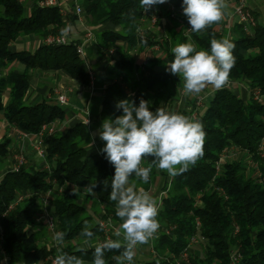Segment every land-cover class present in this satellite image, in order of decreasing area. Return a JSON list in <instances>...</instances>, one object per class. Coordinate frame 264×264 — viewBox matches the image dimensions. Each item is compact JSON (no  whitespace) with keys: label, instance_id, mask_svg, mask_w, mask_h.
Segmentation results:
<instances>
[{"label":"trees","instance_id":"1","mask_svg":"<svg viewBox=\"0 0 264 264\" xmlns=\"http://www.w3.org/2000/svg\"><path fill=\"white\" fill-rule=\"evenodd\" d=\"M41 1L0 0V113L9 124L29 133H37L43 124L65 120L63 107L55 99L26 102L35 70L60 71L88 81L83 57L76 51L77 41L43 43L47 36L62 33L67 20L76 19V15L72 11L63 15L58 5H43ZM169 1L175 16L166 6L163 14L170 27L161 36L148 21L152 12L144 14L140 0L79 3L87 26L109 23L119 27L96 33V49L110 61L99 112L101 122L122 115V109L116 108L122 99L135 100L138 105L143 98L152 111L174 102L184 82L164 68L166 61L174 59L171 49L179 43H193L197 50L210 52L213 37L230 40L235 44L236 59L229 80L245 81L249 92L243 98L223 87L205 99L195 119L205 131L204 155L194 166L172 177L153 165L147 184L134 175L130 178L147 191L157 178L165 177L157 215L161 229L150 240L152 253L143 264H230L233 252L238 256L234 264H264V98H255L256 90L264 96V27L256 25L245 32L236 22L227 30L222 19L195 33L183 13V0ZM29 34L42 43L34 50L10 49L17 38ZM154 44L159 53L150 51ZM111 48L116 49L114 54L109 52ZM190 104V108L173 112L189 117L195 97ZM9 142L6 136L0 140L1 161L8 156ZM89 142V130L81 121L55 128L43 136L44 156L39 166L19 164L0 175V264L3 254L7 264H51L47 257H55L58 249L92 264L95 246H80L87 239L81 236L83 229L87 226L93 232L88 240L92 243L102 235L96 218H109L118 225L121 221L115 214L116 202L109 198L112 174L107 161L88 152ZM230 150L242 155L229 159ZM153 159L146 157L142 166L147 167ZM94 184L98 185L94 194L89 193ZM48 191H53L48 211L59 232L65 234L59 247H49L35 221ZM10 203L14 204L7 210ZM193 236L196 242L203 239L205 245L198 252L193 242L184 260L181 254ZM122 251L105 250L106 264H117L116 257Z\"/></svg>","mask_w":264,"mask_h":264},{"label":"clouds","instance_id":"2","mask_svg":"<svg viewBox=\"0 0 264 264\" xmlns=\"http://www.w3.org/2000/svg\"><path fill=\"white\" fill-rule=\"evenodd\" d=\"M166 2L140 0V6L148 12L153 6ZM227 7L226 0H183L182 3L190 30L195 33L221 21ZM70 31L71 25H68L62 29V34L67 36ZM234 48L230 40L215 37L211 39L210 52L197 50L193 43H179L171 49L174 59L167 64V70L182 77L186 94H200L209 85L219 90L227 85L235 66ZM116 108L122 109V115L106 118L98 135L105 142L100 151L114 167L109 198L116 202L115 214L121 221L115 235L123 239L98 243L92 264H106L105 250L114 249H123L116 257L117 264H133L137 246L147 244L160 227L157 201L130 180L133 175L147 184L154 165L175 177L194 166L204 155L205 131L201 122L162 107L152 111L143 98L138 105L135 100L122 99ZM92 135L94 143L96 134ZM146 157L154 159L144 167ZM97 186L92 185L88 192L94 194ZM64 235L63 232L55 233L57 245L64 243ZM93 235L87 226L81 232V236L87 238L85 243ZM53 264H84V261L58 249Z\"/></svg>","mask_w":264,"mask_h":264},{"label":"crops","instance_id":"3","mask_svg":"<svg viewBox=\"0 0 264 264\" xmlns=\"http://www.w3.org/2000/svg\"><path fill=\"white\" fill-rule=\"evenodd\" d=\"M80 1L81 0H55V3L58 5L63 15L69 11H72L76 15V19L67 20L66 22V26L71 25V31L67 36L70 40L77 41L82 46L83 66L88 74V81L83 82L79 77H70L68 74L60 71L44 72L35 70L31 76V84L26 95V102L31 103L42 97L52 98L57 101L58 94L64 93L67 98V101L64 103L66 107L64 108L62 106L65 113V120H63L61 123H55V128L64 129L75 122H83L88 128L90 135V142L87 145L88 152L98 153L105 158V154H102L100 151V149L103 148L105 142L99 138L98 131L102 125V122L99 118V112L102 104L103 90L106 83L109 81V78L106 75V68L110 61L108 58L103 57L98 53L95 46V40L96 33L100 30L107 28L118 29L119 27L112 26L109 23L100 24L94 28L87 26L85 23L84 13L77 14L75 11V6L79 5ZM245 2L255 18L256 25L264 27V0H245ZM226 3L228 7L224 10L223 26H225V28L228 30L234 23L237 22V18L233 11L234 1L226 0ZM165 8L166 5L158 4L150 9V12H156L160 16L157 24L158 36L164 35L166 30H168L170 27L169 20L163 14ZM87 32L91 33L90 37L86 36ZM41 43L42 40L34 37L31 34L23 35L10 44V49L34 50ZM157 50L153 51L159 53V50ZM169 63L170 62L166 61L164 69L167 70V64ZM16 68L20 70L22 66L17 65ZM225 87H228L240 97L246 98L249 95L245 81L229 80ZM215 89L216 88L209 85L200 94L185 93L184 95H180L178 92L179 97L175 99L174 102L167 103L165 106L166 110L173 112L175 107L190 108L191 104L188 103L186 99L191 100L196 95H203V99L205 100L211 96L213 90ZM88 121L89 123L87 124ZM92 134H96L94 143ZM3 136L8 137L10 142L8 145V156L4 161H1L0 158V175L7 170L17 167L18 157L20 156L24 158L22 164L26 166H39L41 164L42 157L38 156L33 148V143L35 140L34 134L9 124L0 113V140ZM107 164L113 176L114 167L108 161ZM44 167H47V165L45 164ZM164 181L165 177L157 178L156 182L158 184L147 190L150 195L155 198L157 205L159 203L160 194L162 192L161 187ZM52 194L53 191L49 193V197H51ZM118 228L119 225L117 226V230ZM120 238H122V236ZM151 253L152 250L150 247V241L147 244L138 245L135 249L133 264H143V262L150 257Z\"/></svg>","mask_w":264,"mask_h":264},{"label":"built area","instance_id":"4","mask_svg":"<svg viewBox=\"0 0 264 264\" xmlns=\"http://www.w3.org/2000/svg\"><path fill=\"white\" fill-rule=\"evenodd\" d=\"M43 5H55V0H43L40 2ZM171 11V16H175V8L173 6V4L167 0L166 3H164ZM75 11L77 14H81L83 13L82 9L80 8L79 5L75 6ZM234 14L237 18V22L239 24H241L243 30L245 32H251L252 29L255 27L256 23H255V18L253 16V14L251 13V11L249 10V8L246 5L245 0H236L234 2ZM147 12L144 11V14H146ZM149 23L151 25H154L158 19L156 17V15H153V13L150 15L149 19H148ZM187 31H189V27L187 28ZM139 33H142V31H139ZM87 37L91 36L90 32L86 33ZM70 41V39L68 38V36L63 35L62 33L56 34V35H49L47 36L43 43L44 44H63V43H68ZM159 49V46L157 44L152 45V47L150 48V51L152 50H157ZM76 51L82 56L83 55V49L81 44H77L76 45ZM116 51L115 48H111L109 50V52L111 54H114ZM247 86V85H246ZM179 94L180 95H184L185 94V90H184V85H182L179 88ZM255 98L262 100L264 98L263 95H261L259 93L258 90L255 91ZM57 101L60 104H63L67 101L66 95L64 93H59L57 96ZM195 108L193 109V111L190 113L189 118L195 120L197 117V114L200 112V110L203 107V95H196L195 96ZM166 109V107H164ZM168 111V110H167ZM55 129V124H43L40 128V130L37 133H33L35 140L33 143V148L35 150V152L37 153L38 156L43 157L44 156V152H43V136L44 134H50L54 131ZM24 161V158L22 156L18 157V165L22 164ZM49 193L50 191H48L41 199L42 202V210L43 213H41L40 215H38L35 218L36 223H41V221L44 223L45 228L47 229V231L49 232V234L51 235V239L47 242V244L49 245V247H57V244L54 240V236L56 232H59V230L57 229L56 226V222L55 219L51 216V214L49 213V211L45 209V205L47 200H49ZM17 199H21V196H19ZM14 203H10L8 205L7 210L11 209ZM7 210L2 213L1 217H3ZM97 223L99 225V227L102 229V235L100 237H98L96 239V241L92 242V243H88V245L90 246H96L98 243H102L108 239H114V235L116 230L115 225L113 224V222L109 219V218H98ZM197 225H199V221H196ZM161 227H159L158 231L154 234L153 238L155 236H157L160 232ZM169 229H166V232H168ZM152 238V239H153ZM1 239V236H0ZM193 242H196V237L193 236L190 240V243L188 244V246L183 250L182 254H181V258L182 259H187L188 258V254L190 252V247L192 245ZM3 260H2V264H7V256L5 254H3ZM232 260L230 262V264H234L237 260H238V256L236 253L233 252L232 256H231ZM47 259L51 262V264H53V260L55 259V257L53 255H50L47 257ZM178 264V263H176Z\"/></svg>","mask_w":264,"mask_h":264},{"label":"rangeland","instance_id":"5","mask_svg":"<svg viewBox=\"0 0 264 264\" xmlns=\"http://www.w3.org/2000/svg\"><path fill=\"white\" fill-rule=\"evenodd\" d=\"M153 13V15H156V17H157V19H158V21H159V18H160V16H159V14L158 13H156V12H152ZM158 21L154 24V28H153V26H152V28L154 29V32L155 33H157V29H158V26H157V24H158ZM158 51V50H157ZM159 52V51H158ZM179 92V91H178ZM179 97V94L177 95V97L175 98V99H177ZM186 101L188 102V103H191V100H188V99H186ZM64 108L66 107V105L63 103V104H61ZM203 105H205V100L203 99ZM177 107H175V109H176ZM240 155H242V153L241 152H235L234 150H230L229 152H228V158L229 159H235V158H237V157H240ZM248 164L249 165H251V162L249 161L248 162ZM156 184H158L157 182L153 185V186H155ZM160 200V199H159ZM50 200H47V202H46V205H45V209H46V211L50 208ZM41 205H42V202H41ZM44 210V209H43ZM43 210H42V206H41V212L39 213V215L41 214V213H43ZM98 220V218H96V221ZM113 222V221H112ZM113 224L115 225V227H116V230H117V226H118V224L117 223H115V222H113ZM38 227H41L42 229H41V231L43 230V239H44V241L47 243L50 239H51V235L49 234V232L47 231V229L45 228V226H44V223L41 221V223H37L36 224ZM117 225V226H116ZM46 229V230H45ZM116 235H114L113 237H114V239L116 240V237H115ZM156 237V236H155ZM204 245H205V243H204V240L203 239H198V241L193 245V249L194 250H197L198 252H201V249L204 247ZM80 246L81 247H89L90 245H88V242L87 243H85V241H83V242H81L80 243ZM58 247H59V245H58ZM202 247V248H201ZM192 248V247H191Z\"/></svg>","mask_w":264,"mask_h":264}]
</instances>
